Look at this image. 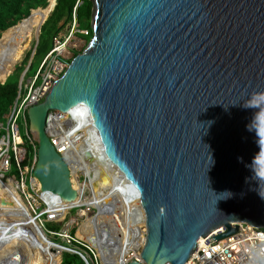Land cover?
<instances>
[{
    "label": "water",
    "instance_id": "1",
    "mask_svg": "<svg viewBox=\"0 0 264 264\" xmlns=\"http://www.w3.org/2000/svg\"><path fill=\"white\" fill-rule=\"evenodd\" d=\"M50 1L52 13L56 0L37 9ZM88 1L90 40L27 110L35 192L56 207L81 199L78 154L66 148L78 144L102 167L111 209L139 256L125 262L131 251L122 252L119 264H186L196 241L218 228L227 232L213 241L237 233L235 223L264 229V0ZM7 223L0 244L17 228ZM99 226L101 248L83 242L111 264L118 242L103 253L113 234ZM49 243L62 264L70 252ZM25 259L7 250L0 264Z\"/></svg>",
    "mask_w": 264,
    "mask_h": 264
},
{
    "label": "built area",
    "instance_id": "2",
    "mask_svg": "<svg viewBox=\"0 0 264 264\" xmlns=\"http://www.w3.org/2000/svg\"><path fill=\"white\" fill-rule=\"evenodd\" d=\"M86 34L87 32H85ZM64 46L65 44L61 47ZM59 55L58 49L51 50L41 62L36 75L26 83L23 82V76L19 83L17 97L13 106L5 116V123L0 125V130L4 132V135L0 139V174L10 172L13 165L18 169L20 175L19 182L15 178H13V181L17 190L25 198L31 213L40 224L45 236L58 237L64 243L65 249L70 253L79 255L85 264H103L98 255L77 239L73 233L74 229H76L75 227L80 226L82 222L77 225L76 221L69 220L58 231L45 228V223L52 224L57 222L55 217L57 213L48 210V207L40 212L39 208L44 202L40 196H37L36 199L34 195L27 192L25 187V179L29 177L32 180V172L36 163V147L29 138L26 112L32 105L43 100L53 82L62 75L68 66L67 60H64ZM65 55L62 57H65ZM38 80H40V84L37 86ZM19 118L26 131V141L20 139L19 136L17 125ZM25 142L32 147V152L26 151ZM25 163L26 165L24 166ZM76 209V218L78 219L85 220L94 215L93 208L87 207L85 209L87 214L80 216L81 209ZM232 226L238 227V232L223 239L212 240L214 237L225 234L227 232L225 227L212 231L206 237H200L196 241L194 252L186 264H264V229H254L246 223H235ZM74 244L85 247L88 250V254H84L79 250H73V248L76 249ZM111 259H114V257L110 258L107 262L114 264L111 262ZM133 260L140 262L139 256L131 251V255L127 257L125 262ZM119 261L120 258L118 259Z\"/></svg>",
    "mask_w": 264,
    "mask_h": 264
},
{
    "label": "bare ground",
    "instance_id": "3",
    "mask_svg": "<svg viewBox=\"0 0 264 264\" xmlns=\"http://www.w3.org/2000/svg\"><path fill=\"white\" fill-rule=\"evenodd\" d=\"M53 6L54 2L51 1L46 9L31 14L29 24L21 25L17 29L10 30L2 35V41L0 43V83H3L8 78L13 72L14 67L23 60L26 52L30 49L32 41L35 40L38 34V29L41 28L42 24L49 18ZM73 149H75L78 154L76 159V161H78L77 164H72L77 179L82 173L86 174L90 180V182L86 184H82L77 180L78 192L83 193V195L74 205L79 206L87 204L90 206L89 208L95 209L96 207L100 211L96 218V223L92 220L90 225L79 226L77 229V236L79 240L82 241L94 239L96 247L99 246V248H101L102 244L99 237L101 229L99 225L108 224V229L113 234V240L110 238L111 241L109 240V242L104 243L105 250L103 248V253L109 247L112 246L113 248L115 243H111L112 241L118 242L116 245L117 249L115 248L114 250L117 253L116 258L111 259V262L119 264L118 259L121 253H127L133 250L122 233V227L116 215L106 204L108 198L107 188L103 182L105 179L103 169L93 161L90 155H82V148L78 144L69 143L67 145L68 153ZM99 177H102V184L97 181ZM12 183V179L0 183V223L10 226L7 222H13L17 224V228H15L10 235L4 239L3 244L0 245L8 246L10 251L16 250L19 252L20 249L24 254V259L26 258L25 264H60L61 257L58 253L52 251L53 246L49 243V239L40 235L39 231V233L36 231V224L30 222V219L33 218L30 214V208L26 202H24L25 204L22 202L21 195H19L16 187ZM85 190L89 191L90 198L84 196ZM41 199L44 203H47L48 210L57 213L55 215L56 221L63 219L64 215L74 206L72 205L69 208L56 207L44 197L41 196ZM83 214H86V212L84 213V211H82L81 215ZM87 220L88 218L84 221ZM99 229L100 232L98 234L97 230ZM2 241L3 240L0 239V243H2ZM17 241H20V244H18ZM3 258L4 256H0V260H3Z\"/></svg>",
    "mask_w": 264,
    "mask_h": 264
},
{
    "label": "trees",
    "instance_id": "4",
    "mask_svg": "<svg viewBox=\"0 0 264 264\" xmlns=\"http://www.w3.org/2000/svg\"><path fill=\"white\" fill-rule=\"evenodd\" d=\"M47 1L48 0H0V35L2 32L26 19L30 15L31 10H34L32 11V14L42 11V9L37 8H45L47 6ZM91 11L92 4L88 0H56L54 11L51 13L45 24L41 27V34L39 36V42L33 60L42 52V48H44L47 43L50 44V47L46 52H43V55L38 62L37 69L32 77H34L38 72L43 59L51 52L53 40L59 38L57 36H59V33L62 30H70L72 22L75 23L74 29H76L77 32H87L86 35L79 33L74 34L77 38L85 43L84 47L87 45L92 36L90 27ZM29 21L30 19L25 24H28ZM62 21H64V25L61 29H59L58 25ZM82 51L83 49L76 51L68 60V63H70V61ZM30 55L31 52L27 54L23 65L19 66V69L16 71L19 75L17 77L10 75L6 82L3 85H0V124L4 123L5 116L9 113L17 97L19 83L18 80L21 74L24 72L27 63L29 62ZM33 60L26 75L32 67ZM36 84L38 86L40 84V80H38ZM3 135L4 132L0 134V138ZM59 229L60 226L56 231ZM51 241L61 246L64 245L58 237H53ZM74 247H76V249L73 250H85L84 247L78 244H74ZM62 264H84V262L76 254L64 253L62 255Z\"/></svg>",
    "mask_w": 264,
    "mask_h": 264
},
{
    "label": "rangeland",
    "instance_id": "5",
    "mask_svg": "<svg viewBox=\"0 0 264 264\" xmlns=\"http://www.w3.org/2000/svg\"><path fill=\"white\" fill-rule=\"evenodd\" d=\"M50 17V16H49ZM30 22V21H29ZM90 23H91V21H90ZM29 24V23H28ZM23 25H27V24H23ZM63 25H64V21H62V22H60L59 23V25H58V27H59V29H61L62 27H63ZM74 26H75V23L74 22H72V24H71V28H70V30H66V29H64V30H62L60 33H59V36H57V37H59V38H57V39H54L53 40V42H52V50L53 49H58L59 50V52H60V57L61 58H63L64 60L66 59L67 61L73 56V54L76 52V51H80V50H82V49H84L85 47H84V42L82 41V40H80L79 38H77L74 34L75 33H79V34H83V35H85V31H82V32H77L76 31V29H74ZM21 28H23V27H21ZM14 32V31H13ZM62 42V43H61ZM34 44H35V40L34 41H32V43H31V45H30V49L26 52V54H25V56H24V58H23V60L19 63V64H17L15 67H14V70H13V74H12V76H14V77H17L19 74H18V72H16L18 69H19V66H21V65H23V63H24V61H25V58H26V56H27V54L28 53H32V51H33V46H34ZM63 44H65V48L64 47H61ZM50 44H48L47 43V45H45L44 46V48H42V52L33 60V63H32V67H31V69L29 70V72H28V74L26 75V76H24V80H23V82H27L30 78H32V76H33V74L35 73V71H36V69H37V65H38V62H39V60L41 59V56L43 55V52H46L48 49H49V46ZM61 47V48H60ZM65 49V50H64ZM62 54H66L65 55V57H62V56H64V55H62ZM34 58V57H33ZM53 59V58H52ZM28 66V63H27V65H26V67ZM26 67H25V69H26ZM24 69V70H25ZM10 74V75H11ZM11 76V77H12ZM19 79H20V77H19ZM19 81V80H18ZM4 123H5V121H4ZM17 125H18V132H19V136H20V138L23 140V141H26V131H25V128L23 127V125H22V123H21V119L19 118V120L17 121ZM2 130H0V133L2 134ZM26 144H25V148H26V150L27 151H30L31 150V147L27 144V142H25ZM12 155V154H11ZM7 177H12V178H16L17 180H19L20 179V175H19V171H18V169L15 167V166H12V169H11V171L10 172H8V173H6L5 174ZM78 181L80 182V183H82L83 184V176H82V174L81 175H79V177H78ZM97 181L98 182H100L101 184H102V177H99L98 179H97ZM26 187H27V190L29 191V192H31V188H30V181L28 180V179H26ZM84 196L86 197V198H90L89 196H90V193H89V191L88 190H85V192H84ZM20 195V194H19ZM21 200H22V202L24 203L25 201L23 200V198H21ZM93 200V199H92ZM25 204V203H24ZM106 204L108 205V207L109 208H111V206H109L110 204H109V202L107 201L106 202ZM27 207V206H26ZM39 210H40V208H39ZM77 209H75V210H70L69 212H68V214H67V216H66V214L64 215V217H63V219H60L59 221H57V222H55V223H52V224H49V223H45L44 224V227L45 228H47V229H49V230H52V231H56L58 228H59V226H60V228H62V227H64L67 223H68V221L69 220H74V221H76V223H77V225L78 224H81V222H82V224L81 225H90L91 223H92V220L93 219H91V218H88V220L87 221H83V220H81V219H78V218H76V211ZM82 211H84V213L86 212L85 211V208L84 209H81V212H80V214H79V216L82 214ZM87 214V213H86ZM55 225H57V226H55ZM76 229H74V231H76V237H77V239H79L78 238V236H77V233H78V231H77V229L79 228V226H76L75 227ZM121 233V232H120ZM84 237V236H83ZM88 238V237H87ZM48 239L49 240H51V239H53V237H48ZM62 241V240H61ZM17 243L18 244H20V241H17ZM74 249V248H73ZM7 250H10V248L8 247V246H5V245H0V256H4V253H5V251H7Z\"/></svg>",
    "mask_w": 264,
    "mask_h": 264
},
{
    "label": "clouds",
    "instance_id": "6",
    "mask_svg": "<svg viewBox=\"0 0 264 264\" xmlns=\"http://www.w3.org/2000/svg\"><path fill=\"white\" fill-rule=\"evenodd\" d=\"M67 63H68V61H67ZM69 64V63H68ZM29 69V68H28ZM25 71V70H24ZM28 71V70H27ZM65 71V70H64ZM63 74V73H62ZM21 77V76H20ZM20 80V79H19ZM18 86H19V83H18ZM40 103V102H39ZM26 115H27V112H26ZM6 120V119H5ZM28 120V119H27ZM4 124V123H3ZM1 125V124H0ZM1 134V133H0ZM2 137V136H1ZM1 139V138H0ZM21 139V138H20ZM26 144V143H25ZM28 144V143H27ZM260 144L261 145H264V140H261L260 141ZM30 146V145H29ZM31 147V146H30ZM26 149V148H25ZM27 151V150H26ZM33 151V149H32V147H31V150H30V152H32ZM29 152V151H28ZM36 152H37V148H36ZM261 152L262 153H264V147H261ZM36 161H37V154H36ZM36 164V163H35ZM26 165V163L24 164V166ZM35 167V166H34ZM33 171H34V169H33ZM32 174H33V172H32ZM3 175V176H2ZM9 179H12L13 180V178L12 177H7L5 174H0V183H3V182H7ZM26 179H28L29 181H30V188H31V192H29L28 190H27V192H29L30 194H32V195H34V197L37 199V196H40L41 197V195H39L37 192H35V186H34V184H33V181H34V178H33V175H32V180L28 177V178H26ZM26 179H25V187H26ZM15 180L17 181V182H19V180H17L16 178H15ZM15 187H16V185H15V182L13 181V183H12ZM16 189H17V187H16ZM26 189H27V187H26ZM18 191V190H17ZM18 193L21 195V197L23 198V200L26 202V200H25V198L22 196V194H21V192L20 191H18ZM27 203V202H26ZM28 205V204H27ZM47 203L45 204H43L41 207H40V212L41 211H44L45 209H47ZM80 209H83V208H80ZM38 211V212H39ZM94 211V210H93ZM30 214L33 216V214L31 213V211H30ZM91 217H93V218H91ZM90 218L91 219H93V221L95 222V212H94V215L93 216H91ZM33 218H35L34 216H33ZM36 219V218H35ZM84 221V220H83ZM39 224V223H38ZM49 224H51V223H49ZM40 225V224H39ZM73 233L75 234L76 233V231H73ZM76 235V234H75ZM47 237V236H46ZM50 242H52L51 240H49ZM83 244H85L82 240H80ZM62 242V241H61ZM52 243H54V242H52ZM63 243V242H62ZM55 244V243H54ZM64 244V243H63ZM57 245H59V244H57ZM87 247H89L87 244H85ZM59 246H61V245H59ZM61 247H64V245H62ZM65 248V247H64ZM76 248V247H75ZM115 248H116V246H115ZM84 249L85 250H79V251H81L82 253H86V254H88V250L84 247ZM91 249V248H90ZM94 251V250H93ZM95 252V251H94ZM97 255H98V257H99V259H100V256H99V254L97 253V252H95ZM72 254H74V253H72ZM77 255V254H76ZM79 256V255H78ZM80 257V256H79ZM82 260V259H81ZM101 260V259H100ZM83 261V260H82ZM102 261V260H101ZM84 262V261H83ZM102 263H103V261H102ZM84 264H85V262H84ZM104 264V263H103Z\"/></svg>",
    "mask_w": 264,
    "mask_h": 264
}]
</instances>
